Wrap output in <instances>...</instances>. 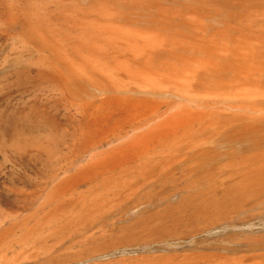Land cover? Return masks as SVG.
<instances>
[{"label": "bare ground", "instance_id": "6f19581e", "mask_svg": "<svg viewBox=\"0 0 264 264\" xmlns=\"http://www.w3.org/2000/svg\"><path fill=\"white\" fill-rule=\"evenodd\" d=\"M4 3L2 26L34 49L43 81L78 116L87 154L78 171L148 183L178 171L199 182L183 191L214 223L264 206V0ZM257 219L264 227V213ZM253 230L249 254L227 264H264V234Z\"/></svg>", "mask_w": 264, "mask_h": 264}, {"label": "rangeland", "instance_id": "374dc122", "mask_svg": "<svg viewBox=\"0 0 264 264\" xmlns=\"http://www.w3.org/2000/svg\"><path fill=\"white\" fill-rule=\"evenodd\" d=\"M5 1H0L3 12ZM3 20L0 264H227L228 258L249 254L245 242L257 237L249 227L264 234V227L255 220L264 213V206L246 205L231 220L214 223L199 214V197L183 191L188 185L199 188V182L180 180L178 171L172 180L153 183L143 175L125 178L116 171H78L76 167L87 158L82 154L78 116L43 81L34 49L17 42Z\"/></svg>", "mask_w": 264, "mask_h": 264}]
</instances>
